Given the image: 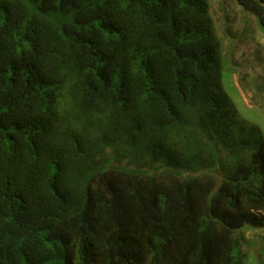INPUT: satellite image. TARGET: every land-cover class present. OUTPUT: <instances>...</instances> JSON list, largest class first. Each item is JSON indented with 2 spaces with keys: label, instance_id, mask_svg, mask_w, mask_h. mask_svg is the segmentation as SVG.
I'll return each mask as SVG.
<instances>
[{
  "label": "trees",
  "instance_id": "1",
  "mask_svg": "<svg viewBox=\"0 0 264 264\" xmlns=\"http://www.w3.org/2000/svg\"><path fill=\"white\" fill-rule=\"evenodd\" d=\"M220 50L208 0H0V264H244L264 138Z\"/></svg>",
  "mask_w": 264,
  "mask_h": 264
},
{
  "label": "rangeland",
  "instance_id": "2",
  "mask_svg": "<svg viewBox=\"0 0 264 264\" xmlns=\"http://www.w3.org/2000/svg\"><path fill=\"white\" fill-rule=\"evenodd\" d=\"M208 3L221 47L223 88L238 114L264 138V113L256 106L258 97L264 102V27L236 0H208ZM246 231H250L253 238L252 232L263 229L243 227L239 230L244 238V264H264V242L256 244L245 239Z\"/></svg>",
  "mask_w": 264,
  "mask_h": 264
},
{
  "label": "crops",
  "instance_id": "3",
  "mask_svg": "<svg viewBox=\"0 0 264 264\" xmlns=\"http://www.w3.org/2000/svg\"><path fill=\"white\" fill-rule=\"evenodd\" d=\"M248 91H250L249 89V86L246 87ZM251 96V95H250ZM247 103L249 106H252L248 100H247ZM264 102H263V99H261L260 97H258V100H256V106L259 107L260 111H262L264 113ZM254 237L253 238H250V231H246L245 232V239H249V241L251 240L252 243H256V244H261L262 242H264V229L263 231H260V232H252ZM247 241V243L249 242ZM261 257V256H260ZM264 258V257H263Z\"/></svg>",
  "mask_w": 264,
  "mask_h": 264
}]
</instances>
